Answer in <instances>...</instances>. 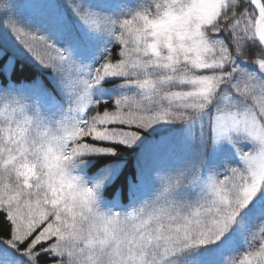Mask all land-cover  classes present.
Instances as JSON below:
<instances>
[{
	"label": "snow or ice",
	"instance_id": "1",
	"mask_svg": "<svg viewBox=\"0 0 264 264\" xmlns=\"http://www.w3.org/2000/svg\"><path fill=\"white\" fill-rule=\"evenodd\" d=\"M0 264H264V0H0Z\"/></svg>",
	"mask_w": 264,
	"mask_h": 264
},
{
	"label": "trees",
	"instance_id": "2",
	"mask_svg": "<svg viewBox=\"0 0 264 264\" xmlns=\"http://www.w3.org/2000/svg\"><path fill=\"white\" fill-rule=\"evenodd\" d=\"M128 159L131 162V164L134 166V164H135V156H129Z\"/></svg>",
	"mask_w": 264,
	"mask_h": 264
}]
</instances>
